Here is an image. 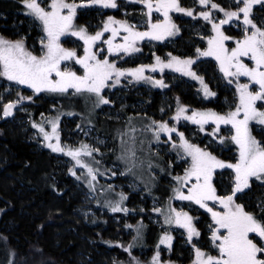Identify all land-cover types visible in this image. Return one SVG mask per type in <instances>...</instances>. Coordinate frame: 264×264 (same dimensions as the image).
I'll use <instances>...</instances> for the list:
<instances>
[{
  "label": "snow or ice",
  "instance_id": "snow-or-ice-1",
  "mask_svg": "<svg viewBox=\"0 0 264 264\" xmlns=\"http://www.w3.org/2000/svg\"><path fill=\"white\" fill-rule=\"evenodd\" d=\"M29 15L34 17L42 28L44 35L40 39L41 48L39 54L26 47L25 41L21 39H8L0 35V77L8 81H14L18 85H26L34 93L42 91L69 94H94L96 100L94 105L111 103L104 90L110 85L121 83V77L126 74L136 80H149L160 87H166L162 79L146 77V69L155 71L159 68H175L176 71L191 76L198 80L203 86L205 96H215L203 76L193 70L195 58L173 56L167 61L156 56L155 64H141L135 68H121L113 60L103 55V50L94 51L97 41L107 44L108 53L124 52L133 53L140 49L136 42L149 37L154 40H163L167 36L174 35L179 31L178 26L172 21L170 13L174 10L179 13L194 15L193 8L184 7L180 0H138L145 6L146 16L144 30H139L128 20L107 17L103 28L94 34L89 33L84 26L77 27L74 20L77 8L80 5H102L103 7L116 8V0H20ZM199 5L207 10L200 11L196 15L211 23L213 35L205 37L208 47L197 48L199 56L214 57L219 62V69L230 83H235L238 101L234 109L226 113H218L212 110L192 111L188 115L186 105L177 101V107L173 119L177 122L181 117L200 125L204 131V125L212 121L215 127L211 134L221 143L230 140L237 146V157L232 160L220 159L208 148L192 143L185 137L184 132L179 131L175 125L166 120H155L149 118V123L144 126L145 132L152 133V139L161 140V134H167L165 143H170L176 151L178 159L188 166L183 169V174H176L173 179L176 186L172 189L174 197L181 201L194 202L200 208L207 210L211 215L210 243L213 251L206 250L192 243L195 258L192 264H264V204L260 205V214L248 211L243 203L238 202V193H243L250 188L253 178L264 182V141L258 140L252 134L250 122L257 121L264 125V27L258 26L252 19L254 5H264V0H235L234 7H223L216 0H198ZM213 10H219L224 14L222 19L214 17ZM162 13L163 19H154L153 13ZM242 21V25L238 22ZM237 22L242 27V37L235 38L227 35L223 25ZM121 30L126 33L123 42L115 43L116 37ZM111 35L102 40L105 32ZM67 34L78 37L83 41V55H79L75 48L65 47L61 38ZM235 40V46L229 47L226 41ZM103 57V58H101ZM247 57L246 63L243 58ZM73 61L82 67V73L65 66L67 62ZM241 77L247 78L241 82ZM18 99L9 100L3 105V115L10 116L13 109L23 100H31V96L17 93ZM258 102H260L258 106ZM59 117L49 121L51 131H47L44 123L33 122V126L43 135L46 146L54 152L66 153L72 157L77 165L87 169L84 180L88 187L94 192L96 190L98 168H94L83 159V155L92 156L98 148L90 147L81 143L80 147H65L61 144L58 131ZM131 123V118L129 119ZM221 125H229L231 135H221ZM136 129L129 128L127 133H120L121 155L118 159L127 165L126 171H132L138 163L137 147L143 145L144 141H137ZM176 133L178 140L173 139ZM131 134L128 140L125 135ZM54 141V142H53ZM150 144V141H149ZM158 155V153H157ZM151 167V165H149ZM232 170V183L225 194L218 192L214 183L217 170ZM72 171L73 175L76 172ZM112 175H116L112 172ZM79 178V177H78ZM112 189V185L107 186ZM101 191H105L102 187ZM174 197H169V200ZM126 195L121 192L119 201H105L112 212H127L122 207ZM99 203V201H97ZM216 205L220 206L217 209ZM222 209V210H221ZM153 211L164 216L166 225H178L186 230L188 241L191 243L194 237H200L201 233L193 222V217L183 208L177 209L171 204L166 209L154 207ZM139 234V233H138ZM6 239V238H4ZM135 239V238H134ZM173 237L165 231L161 236L159 244L171 248ZM123 247V245H121ZM133 245L129 244L126 250L131 253ZM135 264H140L133 257ZM8 264H12L10 260ZM151 264H171L161 260V251L157 245V251L151 258Z\"/></svg>",
  "mask_w": 264,
  "mask_h": 264
},
{
  "label": "rangeland",
  "instance_id": "rangeland-1",
  "mask_svg": "<svg viewBox=\"0 0 264 264\" xmlns=\"http://www.w3.org/2000/svg\"><path fill=\"white\" fill-rule=\"evenodd\" d=\"M122 1L116 8H105L102 5H80L77 8V13L80 14L82 20L77 23L78 16L76 15L74 24L77 27L84 26L88 31L96 32L98 30L95 27H99L105 18L107 20V17L113 15L110 13L111 11L120 8V11L116 14L118 19L124 20L125 18L139 30H144L146 24L142 21L145 20L135 19L137 22L129 20V18L133 19L136 16H145V8L142 10L143 5L134 2V0ZM76 2L79 4V0H76ZM180 2L184 7L193 8L194 15L188 16L186 13L176 12V22L174 19L172 21L179 28L177 33L168 36V38L165 37L163 40L145 37L141 40L145 44L137 52L125 54L122 51L120 53H107L106 56L109 60L115 61L117 67L121 68H135L141 64H155L156 56H160L162 60L167 61L171 58L168 55L169 53L181 58L193 57L195 58L193 70L198 75L203 76L205 83L215 93V96H205L203 86L198 80L176 71L175 68H164L163 71L159 68L155 71L152 69L145 70L144 75L146 77H153L157 80L162 79L166 85L163 88L149 80L138 81L127 74L125 77H121L120 84H115L114 81L109 82L110 85L114 86L106 87L103 94L107 96L111 103L101 104L98 107L94 105L96 100L94 94H73L71 90L69 94L49 91L34 93V90L25 85H18L14 81H8L6 78L0 77V126L3 130L22 136L29 144H35L37 150L45 149L49 154L56 157L62 167V172L73 179L76 190L84 195L80 203L75 205L74 215L83 219L86 225L89 224V218L94 219L95 222H106V216L110 218L112 225L115 227L114 231L110 233V239H104L101 236L102 244L108 247L109 251L95 250V256L101 255L107 259V261L103 259L100 264H135L133 257L140 264H151V258L157 251V245H159L161 251V259L164 258V262H170L169 247L159 244L165 231L169 232L172 237L176 236L178 238V244L175 245L176 248L174 249L175 254L174 251H171L170 255L171 257L175 255L174 259L179 258V260L182 259L186 263H192L195 258L192 243L213 251V254H215L210 243L208 227L213 222L207 210L200 207H196L197 209L187 206L183 208L186 211L188 210L189 214L200 223L204 234L202 239L194 237L191 243L188 241L185 229L175 224L166 225L163 214L153 211L154 207H159L157 201L152 197L155 191H160L163 194L168 192L170 197H174L172 189L176 186V182L173 186L169 185L163 177V175L169 177L176 175L167 168V161L177 162L180 168L178 171L180 172L188 165L177 158L176 151L170 143H165L167 134L162 133L161 140L156 141L152 139L151 132L143 130L144 126L149 123V118L168 121L170 124L175 125L179 131L184 132L185 137L192 143L197 140L199 145L196 133L198 130L199 133L201 132L200 125L183 117L178 122L173 119L177 101L179 100L181 105L187 106L188 115L196 110H212L223 114L234 109L238 101L235 83H230V78L223 75L219 69V62L214 57L199 56L196 52L197 48H207L208 44L205 37L214 34L211 23L196 15V13L207 9L199 5L198 0H180ZM216 2L225 8L234 7L235 5V0H216ZM0 3H9L17 10V12L14 11L11 14L0 11V21L3 20L1 22H4L0 23V32L6 30L5 34L7 36L16 35L26 40L31 36L32 39L29 40L32 41L31 49L39 53L41 48L40 39L44 35L39 21L27 13L20 0H0ZM213 14L217 21L224 16L219 10H213ZM155 19H162V16L155 17ZM252 19L258 26L264 27V5H254ZM238 23L242 25V21ZM22 27L25 28L22 30ZM222 27L227 35L235 38L242 37V27H238L237 22ZM34 30L36 35L32 33ZM0 35H3V33H0ZM110 35V31L106 32L102 40H106ZM65 38L71 44L70 46L73 45V48L79 52L78 49L83 45V41L78 37L67 34L64 38H61V42ZM8 39H12V37H8ZM77 40L82 41V43ZM226 43L230 48L235 46V40L226 41ZM100 44H103V42L101 41ZM159 50L162 52L159 53ZM106 51L107 49H105ZM243 59L246 63L248 62L247 57ZM72 63L73 61H69L65 66L71 67L69 64ZM71 68L77 70L74 65ZM246 80L247 78L241 77V82ZM17 93L31 96L32 99L23 100L13 109L10 116L5 117L3 115V105L9 100L18 99ZM185 93L191 94L194 101L200 102V105H195L191 100L184 99ZM130 97L137 98V100H130ZM259 104L260 102H258V106ZM36 105L39 106L38 108L46 106L45 112L37 114ZM55 117H59L58 131L63 146L78 148L81 143H84L99 149V151H94L91 157L83 155V159L94 168L99 169L97 181L95 182L96 188L103 187L105 191L95 192L96 189L93 192L84 180L87 169L77 165L75 160L66 153L54 152L48 148L43 135L39 134V130L33 126V122L44 123L45 129L50 132L51 125L47 121ZM130 118L131 123H129ZM132 127L136 129V140L138 142L144 141L143 145L137 147V158L142 163H138L136 167L132 168V171H126L129 165L118 159L121 155L120 133H127L128 129ZM224 127L227 128L223 134L231 135L230 126L224 125ZM250 128L252 134L258 140L264 141V125L252 121L250 122ZM130 135H125L123 139L128 140ZM173 139L178 140L176 133H173ZM210 145L213 146L210 147ZM206 147L210 151L211 149L215 150V154L220 153L219 150H216L217 147L214 143L207 144ZM226 154H229V152H223L220 158L232 161L236 158V155H228L229 158L227 159ZM70 169L75 171L76 175H73ZM165 170L169 171L165 172ZM112 172H115L116 175H112ZM231 176L232 170L230 169L217 170L214 183L220 194H225L229 190L232 183ZM108 185H112V189H108ZM19 192L21 191L19 190ZM121 192L126 195L122 207H126L128 211L114 213L105 201H119ZM237 195L238 202L243 203L246 210L260 214V205L264 204V182L256 181L253 178L250 188ZM172 200L176 201L175 197ZM169 204L174 205L165 202L162 209H166ZM216 207L220 209L219 205H216ZM129 244L133 245L131 253L126 250ZM114 249L119 252L113 251ZM173 263L175 264V260Z\"/></svg>",
  "mask_w": 264,
  "mask_h": 264
},
{
  "label": "trees",
  "instance_id": "trees-1",
  "mask_svg": "<svg viewBox=\"0 0 264 264\" xmlns=\"http://www.w3.org/2000/svg\"><path fill=\"white\" fill-rule=\"evenodd\" d=\"M122 2L116 0L117 5ZM0 11L17 12L9 3H0ZM77 16L78 23L82 18L79 13ZM5 32L0 33L6 38H22L7 36ZM32 33L36 35L35 30ZM31 39L30 36L24 41L26 47L33 50ZM62 43L73 48L67 38ZM184 99L200 105L189 93H185ZM130 100L137 98L130 97ZM36 107L37 114L45 112L46 106ZM198 138L199 145L204 147L203 137ZM36 147L0 126V264H8L10 260L12 264H100L103 259L107 261L104 256H95V250L109 251L102 244L101 236L110 239L115 229L110 218L105 216L106 222L89 218L86 225L74 215L75 205L84 195L76 190L73 179L62 172L56 157Z\"/></svg>",
  "mask_w": 264,
  "mask_h": 264
},
{
  "label": "crops",
  "instance_id": "crops-1",
  "mask_svg": "<svg viewBox=\"0 0 264 264\" xmlns=\"http://www.w3.org/2000/svg\"><path fill=\"white\" fill-rule=\"evenodd\" d=\"M128 2H129V0H127ZM134 2H137L138 3V0H134ZM130 4H132V3H130ZM129 6H132V5H129ZM145 7H142V10L144 9ZM139 9V8H138ZM120 11V10H119ZM110 13H112L113 15H111V16H113L114 18H116V19H118V15H116V14H118V11H116V12H110ZM115 14V15H114ZM173 14H175L176 15V12L173 10L171 13H170V15H171V17H172V19H174L175 20V17H173ZM138 19V18H137ZM139 20H145V19H142V18H139ZM135 22H137L136 20H135ZM142 22H145V21H142ZM175 22H176V20H175ZM177 33V32H176ZM181 33V32H180ZM166 38H168V36L166 37ZM166 40V39H165ZM142 45H144L142 42H141V40L140 41H137L136 42V46H137V48H139L140 49V47L142 46ZM159 52H162L161 50H159ZM215 127V125L213 124V122H209L208 124H205L204 125V131H201L200 132V134H201V136L203 137V140H204V143L207 145V144H213L214 143V145L217 147L216 148V150H219V152L220 153H218V154H215V150H212L211 149V151L215 154V155H217L219 158H220V156H221V154L223 153V152H229V154H226V158L228 159L229 158V156L231 155H236V157H237V146L233 143V142H231L230 140H226L224 143H221L215 136H213L212 134H211V132H212V129ZM227 127H224V125H221V135H224L223 134V132L225 131V129H226ZM226 132V131H225ZM225 137H229V136H227V133H225V135H224ZM193 143H195V144H197L198 142H197V140H194V142ZM211 146H213V145H210V147ZM229 155V156H228ZM162 156V155H161ZM163 157V156H162ZM221 159V158H220ZM163 163H164V159H163ZM175 165V166H174ZM167 168L169 169V170H171V171H173L175 174H183V171L182 172H180V171H178V170H180V168H179V166L177 165V162H171V161H167ZM169 170H165V172H167V171H169ZM178 171V172H177ZM175 176V175H174ZM174 176H172V177H169V176H167V175H163V177H165V181L169 184V185H174L175 184V180L173 179V177ZM97 190L95 191V192H101V187H97L96 188ZM152 197L154 198V200H156L157 201V203L159 204V207H161L162 208V206H163V204L166 202V203H173L174 205H172L173 207H175V208H177V209H180V208H184V207H193V209H197L196 207H199V205H196L194 202H185V201H181V200H179L178 198H175L176 199V201H173L172 199L171 200H169V197H170V195H169V193L168 192H165L164 194L162 193V192H160V191H155L154 192V194L152 195ZM183 205H185V206H183ZM186 211V210H185ZM187 212H188V210H187ZM190 213V212H189ZM192 216V215H191ZM193 222H194V224H195V226L199 229V231H201V235H200V239H202V237H204V234H203V230H202V227H201V225H200V223H198L197 222V220L196 219H193ZM176 244H178V238L176 237V236H174L173 237V240H172V244H171V248L169 249V252H170V255H171V251L173 252L174 251V254H175V245ZM169 255V258L172 260H170L169 258V260H170V262H171V264H174L173 263V261L175 260V264H185L186 262L184 261V260H179V258H173V257H176L175 255L173 256V257H171ZM164 258H162L161 260L162 261H164L163 260ZM174 259V260H173ZM186 264H192V263H186Z\"/></svg>",
  "mask_w": 264,
  "mask_h": 264
},
{
  "label": "flooded vegetation",
  "instance_id": "flooded-vegetation-1",
  "mask_svg": "<svg viewBox=\"0 0 264 264\" xmlns=\"http://www.w3.org/2000/svg\"><path fill=\"white\" fill-rule=\"evenodd\" d=\"M190 8V7H189ZM158 16H162V19H163V15H162V13H156V12H154V14H153V18L155 19V17H158ZM119 18H121V17H119ZM106 21V18H105V20H104V22ZM79 22H81V21H79ZM104 22L99 26V27H95V29H97V30H100L101 29V27L103 26V24H104ZM121 31H123V30H121ZM89 33H92L93 32V34L95 33V31H88ZM109 32V31H108ZM106 33V32H105ZM105 33H104V35H105ZM122 34L121 35H118L117 37H116V40L114 41L115 43H121V42H123V36L126 34V33H124V32H121ZM120 37V38H119ZM103 38H104V36H103ZM102 38V39H103ZM122 38V39H121ZM78 42H80V43H82V41H80V40H77ZM101 43V41H97L96 42V44L94 45V51H99V50H103V55L104 56H106V54L108 53L107 51L105 52V49H107L106 47H107V44H105V43H103V44H100ZM72 47H73V45H72ZM79 50V52H78V54L79 55H83V45H81V48H79L78 49ZM101 58H103V57H101ZM67 63H69V62H67ZM71 67H72V65H74V66H76V69H77V71L78 72H80V73H82V71H83V69H82V67L80 66V65H78V64H75L74 62L72 63V64H69Z\"/></svg>",
  "mask_w": 264,
  "mask_h": 264
},
{
  "label": "bare ground",
  "instance_id": "bare-ground-1",
  "mask_svg": "<svg viewBox=\"0 0 264 264\" xmlns=\"http://www.w3.org/2000/svg\"><path fill=\"white\" fill-rule=\"evenodd\" d=\"M146 20V19H145ZM238 155V154H237Z\"/></svg>",
  "mask_w": 264,
  "mask_h": 264
}]
</instances>
